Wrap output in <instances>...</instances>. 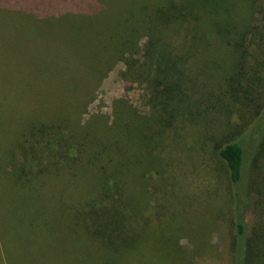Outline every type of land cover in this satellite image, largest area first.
I'll return each instance as SVG.
<instances>
[{
	"label": "trees",
	"instance_id": "16d2710c",
	"mask_svg": "<svg viewBox=\"0 0 264 264\" xmlns=\"http://www.w3.org/2000/svg\"><path fill=\"white\" fill-rule=\"evenodd\" d=\"M92 2L91 9L74 5L68 16L95 18L87 51L103 48L97 58L112 57L88 78L35 75L39 96L43 79L73 93L61 107L37 104L25 121L0 125V183L34 199L24 212L43 210L59 221L48 231L39 219L37 253L4 248L6 264L14 255L27 264H196L194 256L214 245L195 228L206 223V232L220 222L230 264H264V63L257 50L251 64L248 58L264 28L250 26L253 18L238 0ZM118 60L127 84L144 85L148 112L120 98L110 123L98 114L83 121L94 85ZM235 106L251 116L246 130L232 131L221 116L231 117ZM184 124L195 143L182 139ZM186 144L196 145L198 170L214 156L217 175L224 174L203 194L177 184ZM165 166L175 175L158 177ZM194 204L203 205L202 218ZM186 234H197L188 250L179 244Z\"/></svg>",
	"mask_w": 264,
	"mask_h": 264
},
{
	"label": "rangeland",
	"instance_id": "374dc122",
	"mask_svg": "<svg viewBox=\"0 0 264 264\" xmlns=\"http://www.w3.org/2000/svg\"><path fill=\"white\" fill-rule=\"evenodd\" d=\"M0 1L7 4L11 3L15 7V9L7 6L0 7V125L25 121L41 106L43 107L44 104L46 105L45 107H48V110L49 106L53 104L61 107L66 102L65 95L70 96L73 93V90L62 91L57 87L51 86L49 81L45 84L43 79V87L39 85L41 93L39 96L36 94L37 83L31 81L33 78H38L35 75L42 74L43 77L45 75H55L56 78L59 77L58 79L67 78L68 80L85 75L88 78L91 73L93 74L95 66L102 70V67L109 60L108 58L112 57L102 55L97 58L100 54H104L103 48L101 53L98 50H94L92 53L87 51L89 45L92 46L94 41L93 27L97 24L95 18L77 20L68 16L69 8L78 3L80 8H94L95 5L92 0H87L86 2L85 0L84 2H76L75 0ZM239 1L247 8L246 14H250L253 18L250 19V26L253 29L254 27L264 28V0ZM259 34L262 35L261 33ZM256 40L259 45L250 42L249 64L254 60L252 56V52H255L254 50L259 52V55L254 54L256 58L264 63V40L259 37ZM98 61L101 64L100 62L98 64ZM124 68V62L118 60L101 75L94 85L93 93L86 105V109L81 115L83 121L98 114L103 115V118L105 116L110 123L114 118V101L120 98L130 100L136 107L148 112L149 108L143 105L146 94L144 85L135 81H129L127 84L121 76V71ZM54 82L55 86L60 84L59 82ZM49 87L56 88L59 92L57 93L56 90ZM37 104H40V108L34 111V107ZM221 116L225 118L228 125L233 126H228L232 131L236 128H245L246 130L247 122L251 117L248 114L244 115L240 108L236 106L231 117L229 113ZM182 126L180 129L178 128V131L182 134V139L190 141L192 139L191 131L185 128V124ZM200 131L205 135L203 129H200ZM194 140L192 139V144L195 143ZM195 146L192 145L191 149L188 148L187 144L186 147L184 146L183 155L185 156L179 158V165L175 173L179 179L182 178L177 180L178 185L183 182L184 188L188 192L203 194L212 184L218 182L216 176H219L218 178L222 180L224 174L222 172L217 175L216 172L220 168L217 167L214 156L213 158L210 156L211 163L206 168L207 170H198L195 165L197 153L193 151ZM173 151L176 152L178 150L174 148ZM209 155H211L210 152H206V157ZM201 157L203 158V156ZM165 167L167 169L162 170L157 167L159 171L158 177L166 174L165 176L170 178L171 175L167 173L169 168ZM169 172L172 171L169 170ZM219 189V192L221 191L222 193L225 191V186L221 187L219 184ZM200 199L202 200V198ZM32 202H34V199L26 195H19L13 185L0 183V264H6L4 248H15L16 252H21L20 248L22 247L28 250L30 254L37 253L35 251L38 243L37 229L40 227L39 219L42 220L48 231L58 228L59 221L53 214L51 215L43 210L31 214L28 211L24 212L23 207L25 205L28 206ZM194 205L200 210L202 218V215L206 213L202 209L203 205ZM253 209V204L249 203L247 210L248 222L253 220ZM59 218L61 217L59 216ZM208 220L206 215V222ZM199 226L195 229H200L202 234L206 233L208 240L204 239L207 246L214 245V248L210 250L211 252L204 253L199 258L197 257L198 259L194 256L196 264H230V253L226 249V240L228 239L226 223L220 222V225L217 224L214 228L207 229L206 232V223L199 224ZM196 237L193 234L183 235L180 237L179 244L184 250H188L196 243ZM15 257L14 255L13 258H9V260L11 259L10 264L30 263Z\"/></svg>",
	"mask_w": 264,
	"mask_h": 264
}]
</instances>
